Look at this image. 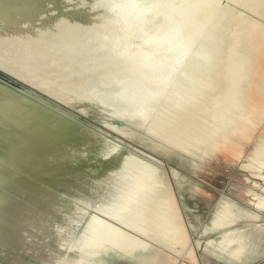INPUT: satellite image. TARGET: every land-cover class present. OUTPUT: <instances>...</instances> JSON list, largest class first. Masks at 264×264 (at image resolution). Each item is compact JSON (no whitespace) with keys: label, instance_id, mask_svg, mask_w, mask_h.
I'll use <instances>...</instances> for the list:
<instances>
[{"label":"bare ground","instance_id":"obj_1","mask_svg":"<svg viewBox=\"0 0 264 264\" xmlns=\"http://www.w3.org/2000/svg\"><path fill=\"white\" fill-rule=\"evenodd\" d=\"M213 1L232 7L221 23L203 0H0V69L162 156L236 163L264 119V24L239 10L264 18V0ZM6 101L0 92V246L36 264H244L264 253V138L240 165L247 206L222 196L195 246L175 187L206 200L202 186ZM7 138L31 146L7 149ZM184 209L196 230L200 212Z\"/></svg>","mask_w":264,"mask_h":264},{"label":"rangeland","instance_id":"obj_2","mask_svg":"<svg viewBox=\"0 0 264 264\" xmlns=\"http://www.w3.org/2000/svg\"><path fill=\"white\" fill-rule=\"evenodd\" d=\"M204 1L206 0H203V2L201 3V5H203L204 8L206 9L210 8L209 10L210 12L212 10L213 11L215 10L214 13L216 12V14H214L212 11L210 14L213 13L212 14L213 17H211L212 15H209V17H211L210 19L211 20L213 19V21L216 20L217 21L216 23H219L220 20L223 21L224 17H226L225 15L229 14L227 12L228 9L229 10L232 9V7H230L231 9L229 7L222 8L220 3L214 4L215 1L213 0H208L206 2ZM211 7H216L217 9H214ZM239 11L243 12L244 14H248V16H250L251 18L253 17V19L256 20L257 22L260 21V23L264 24L263 22L264 18H262L263 16L260 18L257 17L258 18L257 19L252 14H249V12L246 13L245 11H241V10ZM219 12L221 13L219 14ZM214 15H217V16H214ZM220 17H222V19H220ZM0 76L6 77V78H12L10 77V75H8L2 70H0ZM69 109L75 112L77 115L81 116V118L93 123L97 127H101L104 130H106V128L109 129L108 131L110 132L111 129L107 125L100 124L99 122H96L94 119H91L88 115L83 114L75 109H72V108H69ZM262 122L258 126L256 130L257 132H255V134L253 135L254 137L251 139L250 143L241 150V153H240L241 156L239 155L240 157H238V160L236 161V163H232L230 160H227L226 158H224L223 155H219V156H212V157L207 158L205 162L200 163V166L196 168L191 167L186 162L178 160L177 157H173V156L165 157V156H162L160 153L153 151L148 146V143L141 141L143 138L139 135L129 134L128 135L129 137H124L123 135H119V138H121L128 146L132 147L133 149L142 150L154 156L155 158L162 161L163 163H165L166 169L169 172L171 170L170 167H177L183 176L188 177L187 180H189V185L197 183V185L202 186L204 188V191L208 193L206 200H204L205 197L203 194H202V197L201 195H196V196L188 195L184 200H182V198L180 197L178 193V188L175 187L176 199L179 204V209L181 211L184 222L187 226L190 244L197 246L198 243L196 244V242H200V241L202 242L200 238V233H197V230L205 227V224L210 219L217 202L220 200L222 196L228 195L230 198L237 200L239 204H242L243 206H247V201L241 195L242 190L245 189V186L244 184H241L239 182L243 178L240 172V169H241L240 165L243 163L244 158L251 151L256 141L258 139L261 140L262 138H264V119L262 120ZM107 123H112L113 125H116V123L112 121H108ZM187 184L188 183H185V186H187ZM185 205L189 207H195L198 213L200 212L199 217L201 219L198 222L196 230H192V228L188 226L189 222L187 219V214H186L187 212L184 209ZM196 248L197 247H195V253L197 257L199 248L197 249ZM262 254L264 253H261L260 256H263ZM25 260L28 261L30 264H36L34 263V261L32 262L27 259ZM183 263L199 264V259L197 257V263H189L185 259H180V258L176 259L175 264H183ZM117 264H126V263H124L123 261H120V262L117 261Z\"/></svg>","mask_w":264,"mask_h":264},{"label":"water","instance_id":"obj_3","mask_svg":"<svg viewBox=\"0 0 264 264\" xmlns=\"http://www.w3.org/2000/svg\"><path fill=\"white\" fill-rule=\"evenodd\" d=\"M0 70L4 71L3 69ZM4 72L10 75V77H12L6 78L0 76V92L6 98V102H14L20 107H24V105L26 104H31L38 110H47V112L53 114V116H55L56 118H61L67 122L78 126L79 128H86L95 136L119 141V143H121L123 146L130 148L131 150H135L132 147L128 146L121 138H119V135L121 134L115 131V129L112 128L108 123H103V120H98L88 115L91 119H94L96 122L107 125L111 129L110 132L107 128L106 130H104L103 128L97 127L93 123L81 118V116L77 115L75 112L71 111L63 104L47 96V94L44 93L42 90L32 85V83L34 82H32L31 80L30 83V81H28L29 79H22V77L12 75L6 71ZM5 142L7 143V149H10V146L12 145L11 147H13L12 149H14L15 151L17 149H20L22 147V144L24 143H28L31 146V141H27L25 139L14 141L12 139L7 138ZM9 142H13V144H10ZM0 256V263L3 262L2 264H30L28 261L25 260H28V257L23 251H15V249H11V247L7 248L3 245L0 246ZM31 260L32 259H30L29 261Z\"/></svg>","mask_w":264,"mask_h":264},{"label":"crops","instance_id":"obj_4","mask_svg":"<svg viewBox=\"0 0 264 264\" xmlns=\"http://www.w3.org/2000/svg\"><path fill=\"white\" fill-rule=\"evenodd\" d=\"M263 256H258V257H255V260L252 262V263H249V262H246L244 264H264V254H262ZM198 256H200V253H198ZM199 259V258H198ZM201 259V258H200ZM199 259V264H204L202 263V261ZM214 261V260H213ZM213 264H229V263H223V262H220V261H217L215 260L213 262ZM235 264V263H234ZM238 264V263H236Z\"/></svg>","mask_w":264,"mask_h":264}]
</instances>
